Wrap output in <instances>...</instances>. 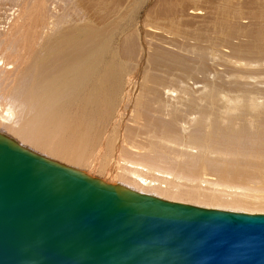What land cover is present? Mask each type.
Masks as SVG:
<instances>
[{"label": "bare ground", "instance_id": "6f19581e", "mask_svg": "<svg viewBox=\"0 0 264 264\" xmlns=\"http://www.w3.org/2000/svg\"><path fill=\"white\" fill-rule=\"evenodd\" d=\"M48 2H24L20 20L1 37L0 129L22 146L138 192L264 213V13L251 17L256 30L231 27L241 10L235 0H222L210 29H191L177 24L179 0L172 1V30L164 33L173 50L166 52L145 41L149 26L145 40L142 26L133 24L115 33V27L81 31V25L65 27L64 10L57 17ZM191 11L208 13L203 5ZM172 175L236 189L257 180L253 192L260 195L250 196L261 202L164 186Z\"/></svg>", "mask_w": 264, "mask_h": 264}, {"label": "water", "instance_id": "95a60500", "mask_svg": "<svg viewBox=\"0 0 264 264\" xmlns=\"http://www.w3.org/2000/svg\"><path fill=\"white\" fill-rule=\"evenodd\" d=\"M0 264H264V213L138 192L0 132Z\"/></svg>", "mask_w": 264, "mask_h": 264}, {"label": "rangeland", "instance_id": "374dc122", "mask_svg": "<svg viewBox=\"0 0 264 264\" xmlns=\"http://www.w3.org/2000/svg\"><path fill=\"white\" fill-rule=\"evenodd\" d=\"M26 1H31V0H0V54H1L0 56H4V51L1 50V37L9 35V32L11 31V29L14 27V25L17 23V21L20 20L19 18L21 16L22 10H23L22 7H23L24 2H26ZM135 1L136 0H63V1H61V0H53V1L50 0L51 3L48 2L47 9L52 14L56 13L57 17L60 16V14H59L60 11H61V15H62V13H63L62 11L64 10V19H63L64 20V24H65L64 26L65 27L66 26L67 27H70V26L72 27V26H76L77 25V27H79V25H81L80 26L81 31L82 30L83 31L84 30L85 31H90L91 29L96 27V29L101 30V31L103 29L104 31H106V33H108V32H110V30H112L115 27L113 29L114 31L112 30L113 33H115V32H117L119 30H126L127 31L128 28H130L131 26L134 25L135 26L134 28H136V26L139 25V26H137L139 28L142 26L140 29H141V31L143 33V39L145 38V36L148 35L145 38L146 40L144 39L146 42H149V43L152 42V44L154 43L155 45L156 44L160 45L161 48L162 49L164 48V50L166 52H170L171 50H173V48L170 47L167 44L170 37L164 33L165 32L164 30L165 29L166 30H168V29L172 30V28L169 27V23H170V20L172 18V16H171L172 13L171 12L173 11V9H171V8H172V6L175 5V0H171V1L170 0H141V1L137 0L139 3L141 2L140 5L138 4L137 1L136 2ZM172 1H174L173 4H172ZM142 2H144V3H142ZM136 3L140 7H138ZM134 4H136V6ZM171 4H172V6H170ZM195 5H203L206 8V11H208V13L206 15H203V16L202 15L191 14V12H192L191 8L193 6H195ZM221 5H223L222 4V0H210L209 4L206 3V0H179V2L176 3L177 24L181 25V26H184V27L191 28V29L199 28L200 30H202V29L208 30V29L211 28V26H212L211 24L214 23V21L218 20V17L215 14V8L218 7V6H221ZM235 7L240 8L241 14H242V18L241 19H236L235 21L230 22L228 25L232 27L234 25V23H235V24L239 25L240 27L247 28V29H250V30H256L257 23L254 22L251 19V17L253 15H255V14L258 15V13L259 14L260 13H262V14L264 13V0H235ZM232 8L234 9L233 4H232ZM165 9L168 10L169 13H167V11ZM136 10H137V13H136ZM128 11H130L129 12V16L127 14ZM165 12L167 13V16H166ZM124 14L125 15L127 14V15L125 16ZM56 15H54V16H56ZM122 15H123V17H122ZM135 15L137 16V18H136ZM168 15H169V17H168ZM124 16L126 17V19H125ZM162 17H164V18H162ZM118 18H120V19L123 18L122 19L123 22H122V20H119ZM145 19L146 20L149 19L151 21L155 20V21H153V23H150L151 21L149 22V20H147V22L150 23L149 25H147L146 24L147 22L145 21ZM156 19H158V21ZM160 20H163V22L161 23ZM222 20L226 21V19H223L222 16H221L219 21H222ZM124 21H125V23H124ZM159 21H160V23H159ZM121 22L124 23V24H122ZM144 22H145V24H143ZM156 22H158L159 25L160 24L163 25V26L160 25V27L164 28V29L161 28V32H160V34L162 33L161 35L158 34V31H160V30H159V25ZM118 23H120L121 25H119ZM143 25L144 26L146 25L147 27L149 26L150 30H148L149 27L147 29L146 26L144 27ZM150 25H153L152 27H155V25H156V28H158V29L157 30H156V28L152 29V27ZM117 26L118 27L121 26V27L117 30L116 29V28H118ZM115 29H116V31H115ZM146 29H147V31H151V30L154 31L155 30V32L157 31V35H160V36L157 37L155 35L156 33H153V31H151V33L148 32V34H147L146 33L147 32ZM263 29H264V27H263ZM143 30H145L144 32L147 35L143 32ZM148 38H149V41H147ZM165 41H167V43H165ZM161 42L164 43V45H161L162 44ZM263 90H264V88L262 89V91ZM262 94L264 95V91H263ZM1 131L4 132V134H6V135L11 137V135L7 134L3 129H0V132ZM11 138L16 140L13 136ZM140 138L142 140V137H140ZM136 141L139 142L140 139L138 138V139H136ZM17 142L19 143V141H17ZM19 144H21V143H19ZM23 146L26 147V148L31 149L29 146H26V145H23ZM31 150H33V149H31ZM33 151L36 152V153L39 152V151H36V150H33ZM38 154H41V153L39 152ZM41 155H43V156H45L47 158H50L52 160H55V161H57L59 163H62L64 165H67V164H68L67 166L71 165L70 163H67V162H66L67 163L66 164L65 162H63V160L58 159L56 157H53L54 158L53 159L52 156H50V155L46 156V154H43V153ZM120 162H119V164L121 165L123 162L122 163H120ZM73 166L74 165L72 164L71 167H73ZM121 166L123 167V165H121ZM74 168L82 170V171L86 172L87 174H89L91 176H94V177H97V178H100V179H102L104 181L111 182V183H119L118 179L112 180V178H107L103 174H102L103 175L102 176L100 173L88 170L87 168H80L79 166H76V165L74 166ZM144 173L147 174L148 177H153L154 176L157 179H158V177L161 178L160 177L161 175L156 173V172H154V173L151 172L150 173V172H146V170H144ZM210 178H211V180L213 179L212 181H216L217 180L216 179L217 177H215V176H210ZM185 181L186 180H184L182 178H177L175 176L173 177V175H172V176L167 177V180L165 181L166 183H163V185L164 186L167 185V187H168V184H170V185L173 184V185H175L177 187L179 185L178 188H180V189L181 188H184V189L189 188V189H191V188L199 187V189L202 192L207 193V194L208 193H212L211 191H213L212 189H214L217 192V194L220 193L219 195H220V197L222 196V198H221L222 200L224 199V200H227V201H229V200L231 201L236 195L238 196V194H239L238 197H240V198L244 197L245 199L251 200L250 202H252V203H253L254 200H255V202L256 201L257 202H261V201H259V198H257L258 199L257 200L256 197L250 196L251 193H252V195H257V196H258V194L260 195V193L257 194L255 192H253L254 188H255V191L260 188V187L258 188L260 183L257 180L256 181L253 180L254 182L251 180L248 183L249 185L246 188H251L252 190L251 189L247 190L246 188L244 189L242 187L241 188L244 189V190H241V188L240 189L239 188L236 189V187L235 188L234 187H232V188L229 187V188H231V189H229L228 187L223 188L221 186L220 187L212 186V185L210 186V184L208 186V184L204 183L203 181L202 182H200V181H195V182L194 181H188L187 182L186 181V183H185ZM119 184H121V183H119ZM183 184H185V185H183ZM236 190H237V192H236ZM215 191H213V192H215ZM225 193H226V195L227 194L228 195L226 196ZM241 194H244L245 196L244 195L240 196ZM261 196H264V193H261ZM163 199H165V198H163ZM170 201L179 202L177 200H170ZM183 201H185V200H182L180 202L184 203ZM186 203L187 204H193V203H190V202H186ZM193 205H196V204H193ZM198 206H201V205H198ZM209 208H216V207H209ZM247 208L250 209L249 207H247ZM218 209H220V208H218ZM226 210H228V209H226ZM249 211H252V210H249ZM253 211H255V210H253ZM257 211H255V213H262L261 210L258 211V212ZM250 213H254V212H250Z\"/></svg>", "mask_w": 264, "mask_h": 264}]
</instances>
